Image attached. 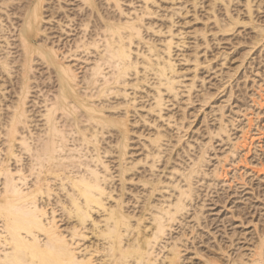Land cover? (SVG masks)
<instances>
[{"label": "bare ground", "instance_id": "6f19581e", "mask_svg": "<svg viewBox=\"0 0 264 264\" xmlns=\"http://www.w3.org/2000/svg\"><path fill=\"white\" fill-rule=\"evenodd\" d=\"M48 1L0 0V10H8L4 11L6 16L0 14V78L14 80L15 76L16 79V98L9 106L4 92L9 78L4 84L0 82V135L4 137L3 147L0 146V264H185L183 249L188 247L181 243L188 235H179L172 244L165 243L166 237L177 225L184 224L182 217L192 208L199 193L197 184L209 175V148L215 137L227 134V126L221 124L209 131V142L202 145L191 166L174 168L180 177L167 186L160 179L140 177L139 182L146 189L142 197L138 192V199L142 200L138 214L126 208L124 199L127 182L133 181L138 165L147 164L153 170L162 159L171 161L175 146L181 145L186 136H180L173 146H166L173 137L157 131L149 136L147 151L140 159L128 157L130 114L131 109L138 107V91L146 86L154 88L151 99L154 103L149 111L160 119L167 103L181 94L182 80L173 59L176 13L168 25L156 28L158 23L152 17L159 14L158 7L155 9L158 0H140L142 14L133 17L124 12L120 0H106L114 3L118 15L109 12L105 15L97 0H80L78 6L85 13L75 17L78 27L83 28L84 34L93 28L94 34L90 38L84 35L65 52L51 39L54 25L45 23L58 18L64 8ZM201 2L193 0L194 7ZM234 2L212 0L209 10L223 34L233 33L240 24L256 29L251 52L264 40V25L253 19L254 0L245 3L248 23L232 15ZM259 2L260 10L264 0ZM218 3L224 5L225 19L216 15ZM93 14L98 20L90 26ZM15 15L22 18L14 36L16 43L11 41L12 30L5 24V17L13 22ZM146 17H150L148 22ZM63 18L71 16L64 13ZM149 31L171 36L160 48L154 39L147 37ZM201 36L208 44L207 32ZM13 44L20 49L16 58L6 48ZM79 51L95 54L92 63L82 70L68 61ZM194 62L197 67L204 64L197 55ZM37 67L46 72L41 81L46 83L47 90L43 101L45 111L40 116L43 130L34 132L33 125L39 121L32 109L36 103L30 106V96L36 88L33 81H39L34 78ZM130 76L135 79L130 81ZM130 88L136 92L133 98L128 93ZM193 88L194 84L188 89ZM164 93L171 95L172 100L167 102ZM203 97L204 105L213 100L211 95ZM188 102L194 103L192 98ZM5 106L10 108L9 112L4 110ZM108 134L114 137L110 141L114 146L110 148L104 147ZM24 155L29 156L27 163ZM105 155H115L112 159L117 162L115 173ZM116 178L120 183L117 198L113 195L114 187H110ZM164 191L170 192L167 199ZM157 193L162 194L160 198L156 197ZM59 211L61 214L56 216ZM196 220L201 226L200 214H196ZM63 221L67 224L64 228L60 225ZM197 234L195 229L191 230L192 242ZM200 238L204 243L209 241L202 234ZM218 251L230 260L225 262L222 256L212 254L207 264H264V235L255 241L248 256L240 253L232 257L221 246Z\"/></svg>", "mask_w": 264, "mask_h": 264}, {"label": "rangeland", "instance_id": "374dc122", "mask_svg": "<svg viewBox=\"0 0 264 264\" xmlns=\"http://www.w3.org/2000/svg\"><path fill=\"white\" fill-rule=\"evenodd\" d=\"M97 1L105 15L107 12L112 15L119 14L113 2ZM200 1L202 4L195 8L193 0H158L159 6L155 7V9L158 7L157 13H159L152 17L158 23L155 25L156 28L159 25H168L171 22L170 17L174 12L176 13L173 28L174 43H176L173 49V59L182 80L181 94L177 99L168 102L172 100L169 98L171 95L164 93V96L168 98V103L163 112L164 117L160 119L157 114L149 111L150 104L154 103L151 100L154 88L146 86L144 90L138 91L139 100L136 103L138 107L131 109L130 114L132 132L130 135L131 153L128 157L140 159L147 151L146 145L149 136L154 135L157 131L168 133L173 137L171 143H167L166 146H173L172 143L176 144L180 136L185 134L186 136L181 145L175 146L171 161H168L167 158L162 159L153 170L150 169V165L143 163L138 165L133 175V181L127 182L124 198L126 208L132 213L138 214L142 206V200L138 199V192L142 197V192L146 189L139 182L140 177L151 180L160 179L167 186L168 183L180 177L174 168L184 169L191 166L202 145L209 142V131H214L221 124L227 126V134L215 137L209 148L207 155L209 160L207 173L209 175L206 180L197 184L199 193L195 202L192 203V208L185 213L184 218L182 217V220L185 219L184 224L177 225L176 229L166 237L168 242L165 241V243L172 244L179 235H188L189 240L183 237L184 242L181 243V246L188 247L187 250L183 249L185 264H207L208 259L213 256L212 254L222 256L221 258L227 262L230 259L218 251L220 246L226 249L232 257H237L240 253L248 256L252 252L255 241L264 235V40L249 52L251 41L257 30L249 24H240L233 33L219 32L215 18L212 17L213 13L209 10L212 0ZM259 1L261 0H254L253 19L257 24L264 25V4L259 10ZM79 2L80 0L48 1V4L53 3V6L60 4L64 8L56 16L58 18L52 21L48 19L45 23L51 27L54 25L55 29L51 31L54 36L51 39L56 42L57 48L60 47L65 52H69L70 48L75 45V41L84 35H88L90 38L94 34L93 28L84 34L83 28L78 27L77 16L85 13L78 6ZM246 2L247 0H235L231 5L232 15L240 17L244 23L249 22ZM120 3L126 14L132 17L142 14L140 0H120ZM4 9L0 10V14L6 16L5 12L7 13L8 10ZM224 10V5L218 3L216 8L218 18H226ZM64 13L71 18H63ZM12 19H14L13 22H10L5 17L7 21L5 24L12 30L10 32L11 41L16 43L14 36L18 31L17 26L20 25L18 21L22 18L20 15H15ZM95 20H98V16L93 14L90 26H93ZM146 20L148 22L150 17H146ZM164 32H167V29ZM204 32H207L208 44H205L204 37L201 36ZM180 33L183 35L180 36ZM146 35L148 38L154 39L160 48L165 45L164 41L171 36L169 33L157 34L152 31L147 32ZM183 40L185 43H180ZM17 47V44L6 46L11 57L16 58L20 55V52L18 53L20 49ZM133 48L138 50L136 46ZM248 53L249 55H247ZM196 55L201 63H204L199 67L194 62ZM93 58H95V54L79 51L68 61L82 70L92 63L91 59ZM81 70L80 73H83ZM34 74V78H39V81H33L36 88L33 89L30 96V106L36 103V106L32 108L36 111L35 116L39 121L32 128L36 132V130H43L40 127L42 124L44 125L43 118L40 116L45 111L43 101L47 89L44 88L46 83L41 81L46 72L37 67ZM130 77V81L135 79L134 76ZM5 78L8 80L9 77ZM13 79L11 82L9 78L5 84L6 91L4 92L7 97V103L6 101L5 103L8 106L16 98L15 76ZM3 81L0 78V82L3 83ZM192 84H194V88L189 91L188 88ZM128 93L133 98L136 92L130 88ZM206 95L213 96V100L204 105L202 100ZM145 96L146 98H144ZM190 98L194 103L189 104L188 99ZM117 99L120 100V98ZM6 106L4 110L9 112L10 108ZM170 116L175 118L171 119ZM181 117L185 118L183 122ZM156 119L157 121H154ZM2 130L4 129L2 128ZM105 138L107 141L104 142V147L114 146V143L110 144V141H114L112 134L106 135ZM3 140V135H0V146L2 147ZM27 156L24 155L26 163L29 161V156ZM114 156H104L111 167H114L113 173L116 171L117 163L112 160ZM16 166L14 164V167ZM215 172L218 173L217 177L214 176ZM119 186V179L116 178L113 185L110 186L114 187L115 198L120 195ZM163 194L167 199L170 192L164 191ZM161 195V193H157L156 197L160 198ZM111 202L113 201L111 200ZM60 214L59 211L56 216ZM196 214H200L203 218L201 226L198 225ZM59 220H61L60 217ZM60 225L63 228L66 227V221L61 222ZM192 229L198 233L194 242H192ZM201 234L209 240H207L209 243H204V239L200 238ZM85 243L86 246L89 245L88 241Z\"/></svg>", "mask_w": 264, "mask_h": 264}]
</instances>
